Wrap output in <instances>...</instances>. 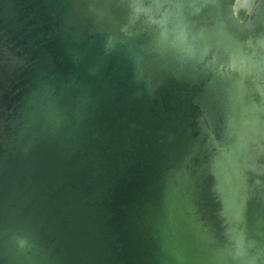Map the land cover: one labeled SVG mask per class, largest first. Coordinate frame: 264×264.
<instances>
[{"label": "water", "instance_id": "95a60500", "mask_svg": "<svg viewBox=\"0 0 264 264\" xmlns=\"http://www.w3.org/2000/svg\"><path fill=\"white\" fill-rule=\"evenodd\" d=\"M0 264H264V0H0Z\"/></svg>", "mask_w": 264, "mask_h": 264}]
</instances>
